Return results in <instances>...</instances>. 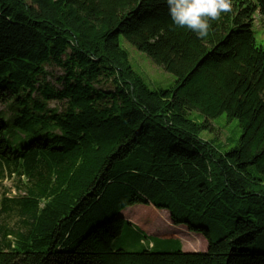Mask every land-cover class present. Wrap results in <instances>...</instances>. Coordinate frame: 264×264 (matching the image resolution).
<instances>
[{"label": "trees", "instance_id": "1", "mask_svg": "<svg viewBox=\"0 0 264 264\" xmlns=\"http://www.w3.org/2000/svg\"><path fill=\"white\" fill-rule=\"evenodd\" d=\"M231 3L201 39L163 0H0V181L23 188V227H0V264H264V48L253 34L264 0ZM121 37L174 88L150 90ZM223 113L241 134L221 152L200 133ZM135 204L167 210L206 250L138 232L141 251L113 249L132 225L116 215Z\"/></svg>", "mask_w": 264, "mask_h": 264}, {"label": "rangeland", "instance_id": "2", "mask_svg": "<svg viewBox=\"0 0 264 264\" xmlns=\"http://www.w3.org/2000/svg\"><path fill=\"white\" fill-rule=\"evenodd\" d=\"M253 34L257 45L264 48V14L256 12L253 22ZM120 47L128 54V62L134 72L142 79L144 84L150 90H166L173 89L176 83V77L170 72L166 71L163 67L156 65L150 57L139 51L131 43L120 38ZM48 72L47 80L55 85L59 86L55 82L57 76L60 73L58 69L47 67ZM109 87H104L108 89ZM49 108H56L59 112L63 107V103L58 100H51L48 102ZM6 111L8 109L5 104L0 103V111ZM189 118L194 121L201 122L204 117L197 111H191L188 114ZM210 123L213 127L212 130L205 129L200 133V137L212 143L219 151L224 152L233 148L241 134V128L237 119L228 120L223 113L216 118L210 119ZM23 188L22 184L18 182L16 177H6L0 181V196L7 198L4 201L6 210L0 213V227H6L12 232L21 230L23 227L21 224L22 217L19 215V208L14 203L13 198L22 196ZM2 205H0L1 208ZM155 208V207H154ZM152 208L150 205L135 204L126 206L116 216L123 217L128 223L122 224L119 235L111 242L113 249H123L129 252L141 251L142 246L136 237V233L146 234L149 238H176L182 242V249L185 252L205 251L207 248V240L202 233H196L188 231L186 224L176 225L173 223L169 212L165 209ZM164 212L165 215L158 213ZM167 214V215H166ZM129 217V219H128ZM169 218V222L172 224L169 226L165 223ZM165 220V221H164ZM178 228H185L188 233H184L178 230ZM14 234L8 237V240L14 241ZM148 239L146 241L148 242ZM157 249L161 248V245L156 246ZM168 250L172 251V246H166ZM163 249V247L161 248Z\"/></svg>", "mask_w": 264, "mask_h": 264}, {"label": "clouds", "instance_id": "3", "mask_svg": "<svg viewBox=\"0 0 264 264\" xmlns=\"http://www.w3.org/2000/svg\"><path fill=\"white\" fill-rule=\"evenodd\" d=\"M172 23L193 32L197 38L209 34L210 21L232 10L231 0H163Z\"/></svg>", "mask_w": 264, "mask_h": 264}, {"label": "crops", "instance_id": "4", "mask_svg": "<svg viewBox=\"0 0 264 264\" xmlns=\"http://www.w3.org/2000/svg\"><path fill=\"white\" fill-rule=\"evenodd\" d=\"M179 239V238H178ZM181 245H182V242H181ZM182 250H184V249H182Z\"/></svg>", "mask_w": 264, "mask_h": 264}]
</instances>
